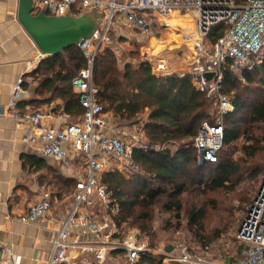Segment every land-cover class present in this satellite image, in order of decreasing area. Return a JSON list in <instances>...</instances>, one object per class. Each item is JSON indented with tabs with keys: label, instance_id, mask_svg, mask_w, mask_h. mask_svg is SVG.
Segmentation results:
<instances>
[{
	"label": "built area",
	"instance_id": "obj_1",
	"mask_svg": "<svg viewBox=\"0 0 264 264\" xmlns=\"http://www.w3.org/2000/svg\"><path fill=\"white\" fill-rule=\"evenodd\" d=\"M6 1V0H0ZM34 11H46L52 17L94 13L101 17L100 25L91 38L81 41L79 48L87 65L72 80L73 92L79 96L83 116L70 123L63 110L58 118L62 128L48 126L52 118L45 110L22 108L20 103L30 94L36 82L29 77L45 60L39 52L28 66L26 74L14 85L12 100L7 111L14 121L38 131L37 152L46 159L57 162L67 171L80 168L71 206L65 221L57 232L47 264L71 263L70 256L81 258L79 264H108L113 253L121 251L130 264L139 262L142 254L150 252L140 240V232H123L113 220L119 207L113 193L101 183L103 174L118 171L122 175L137 170L132 162L136 146H127L124 136L115 132L112 118L100 103V90L94 82V66L98 53L112 42L117 25L137 30L145 38H153L156 27L165 28L164 21L174 12L191 19L194 24V70L189 72L194 87L216 100L221 116L234 110L230 96L221 92L224 74L230 71L242 75L264 58V0H33ZM160 18H163L161 20ZM219 25L230 27L225 35L210 48L206 46L212 29ZM190 37V38H192ZM156 75L168 76L170 72L164 57H153ZM214 74L209 81L206 74ZM224 146L223 123L202 124L195 147L202 162L215 164ZM52 209V195L46 193L23 215L19 222L36 224L46 219ZM237 241L241 252L228 264H264V181L243 223ZM180 264H196L184 249L176 260ZM203 263V262H202ZM0 264H15L0 260Z\"/></svg>",
	"mask_w": 264,
	"mask_h": 264
},
{
	"label": "trees",
	"instance_id": "obj_2",
	"mask_svg": "<svg viewBox=\"0 0 264 264\" xmlns=\"http://www.w3.org/2000/svg\"><path fill=\"white\" fill-rule=\"evenodd\" d=\"M242 3L243 0H237ZM230 27L219 25L212 29L209 40L215 44ZM171 39L182 38L176 28H166ZM145 44L142 48H146ZM67 54L68 57L63 56ZM112 60L98 56L94 66V82L100 90V103L106 113H112L120 123L133 124L146 114L143 124L146 146L133 149L132 162L137 168L129 178L118 171L102 175L101 183L113 193V201L119 212L113 220L119 227L126 226L130 220H150L145 211L163 200L168 213L181 218V196L187 193L190 185L209 191L226 190L230 183L239 179L240 171L230 153L235 143L246 131L241 132V124H264V96L254 101L257 90L264 92V58L253 68L237 76L230 71L224 74L221 92L232 96L233 108L223 117L224 146L215 164L198 161L195 140L203 123L216 125L212 120L210 102L215 101L198 91L190 73L158 76L151 67L142 65L133 73L121 74ZM87 60L77 47L65 51L54 60L39 64L31 77L36 82L35 97L29 105L39 107L54 100L62 103L64 114L80 119L84 110L80 98L73 92L72 80L85 68ZM257 93V94H258ZM25 102H21L23 107ZM245 116V118H243ZM264 140V133H263ZM195 164V166H192ZM210 179L204 183L207 174ZM257 171L254 176L260 174ZM138 211L143 214L139 215ZM202 212L192 210L189 224L200 227ZM142 232L145 228L142 227ZM121 251L113 253L114 256ZM136 264H165L162 256L151 252L142 254Z\"/></svg>",
	"mask_w": 264,
	"mask_h": 264
},
{
	"label": "crops",
	"instance_id": "obj_3",
	"mask_svg": "<svg viewBox=\"0 0 264 264\" xmlns=\"http://www.w3.org/2000/svg\"><path fill=\"white\" fill-rule=\"evenodd\" d=\"M18 6V0L0 1V260H12L15 264H47L53 240L73 205L67 191L71 188L75 192L83 170L79 166L67 171L61 164L43 158L37 152L38 131L17 124L7 111L14 85L39 54L38 48L18 22ZM176 23V27L167 22L164 26L178 29L182 35L192 28L191 24V28L186 30V22ZM180 39L171 38L175 47L179 46ZM110 49L104 48V54H110ZM137 49L145 58L144 65L151 67V59L155 56L149 48ZM171 49L188 58L165 51L162 56L168 68H172V73L194 70V48ZM115 67L119 72L116 63ZM128 73H133L129 65L125 66L123 74ZM35 88L36 84L30 86V94L23 101L25 105L22 108L29 106L45 110L52 117L46 124L62 128L64 124L58 118L62 111L61 101L54 100L39 107L29 105L36 99ZM46 193L52 195L50 215L36 224L20 223L19 219Z\"/></svg>",
	"mask_w": 264,
	"mask_h": 264
},
{
	"label": "rangeland",
	"instance_id": "obj_4",
	"mask_svg": "<svg viewBox=\"0 0 264 264\" xmlns=\"http://www.w3.org/2000/svg\"><path fill=\"white\" fill-rule=\"evenodd\" d=\"M164 18H169V16ZM160 19L163 20V18ZM191 24L194 25L191 19L186 22V30L191 28ZM153 38L157 41H165L167 29L156 27ZM190 39L184 36L182 42L186 44ZM144 41L139 31L127 28L122 22L117 25L116 32L112 34L111 44L104 47L111 48L110 54L105 55L103 48L98 56L115 61L122 74L127 65L131 66L134 72L145 63V58L137 49L142 48ZM211 45V40H208L206 46L210 48ZM193 55L195 57V53ZM63 57L67 58L68 55L65 54ZM151 69L155 74V66H151ZM169 70L172 72V68ZM257 90L254 91L256 93L254 101L264 96V92L259 94ZM232 96H230L231 99ZM210 103L209 112L212 120L223 123V116L220 114L216 100ZM109 116L112 118L115 132L124 136L128 147L146 146L147 141L143 132V124L147 121L146 114L141 115L137 120L139 123L136 124L120 123L112 113H109ZM78 121L79 119L75 117L69 119L70 123ZM240 127L242 134L244 131L247 133L233 143L230 152L240 171L239 179L235 178L230 183V187L226 190L209 191L203 189L202 186L196 188L189 184V191L180 198L183 209L179 220L175 218L174 213H168L165 210L166 201L163 200L145 211L151 217L149 221L130 220L126 226L122 227V231L138 230L141 234L140 240L147 244L152 254L162 256L165 264H180L176 260L184 249L188 251L196 264H228L236 259L242 249L237 241L239 231L264 181V124L249 125L243 122ZM197 163L202 164L200 157ZM257 171L261 173L254 176ZM210 175V173L207 174L204 183L210 179ZM123 176L129 178L130 174L125 173ZM73 194L70 188L67 191V197L72 200ZM192 210L202 212L200 227L189 224V214ZM138 214L141 215L143 212L138 211ZM142 227L145 228V232H142ZM167 248H172L173 251L168 253ZM112 258L108 264H130L124 253ZM70 259L71 263L76 264L82 260L79 257L76 258V254H72Z\"/></svg>",
	"mask_w": 264,
	"mask_h": 264
},
{
	"label": "water",
	"instance_id": "obj_5",
	"mask_svg": "<svg viewBox=\"0 0 264 264\" xmlns=\"http://www.w3.org/2000/svg\"><path fill=\"white\" fill-rule=\"evenodd\" d=\"M18 22L45 56V60H54L65 51L78 46L81 41L92 37L100 25L101 17L94 14H84L79 17H52L46 11L36 13L33 0H18ZM211 81L214 74H206ZM168 253L173 251L167 248Z\"/></svg>",
	"mask_w": 264,
	"mask_h": 264
},
{
	"label": "bare ground",
	"instance_id": "obj_6",
	"mask_svg": "<svg viewBox=\"0 0 264 264\" xmlns=\"http://www.w3.org/2000/svg\"><path fill=\"white\" fill-rule=\"evenodd\" d=\"M188 20H190L188 17L182 16V14L178 13V12H174L172 13L169 18H167L164 22H167L169 25L171 26H177L176 22L179 21L180 23H184L187 22ZM195 33V29H194V25H192V28L189 32L184 33L182 38L179 41V46L175 47V44L171 41V39L167 36V39L165 41H157L154 38H146L144 43L147 47L149 48V52L155 56V57H162L163 53L165 51L168 50L169 53H178L182 56V54L178 51H174L171 48H191V50H193V43H194V38L192 37ZM184 36H188V37H192L188 43L184 44L182 42ZM166 43H168V45H166ZM184 59H188L185 58L184 56H182Z\"/></svg>",
	"mask_w": 264,
	"mask_h": 264
}]
</instances>
